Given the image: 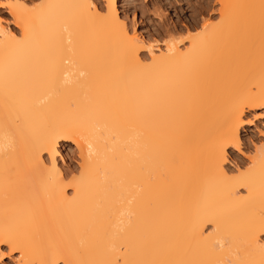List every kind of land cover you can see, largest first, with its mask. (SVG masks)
I'll return each mask as SVG.
<instances>
[{
	"label": "bare ground",
	"instance_id": "bare-ground-1",
	"mask_svg": "<svg viewBox=\"0 0 264 264\" xmlns=\"http://www.w3.org/2000/svg\"><path fill=\"white\" fill-rule=\"evenodd\" d=\"M219 4L220 23L160 47L116 0L0 1L17 28L0 19V257L264 264V141L240 138L264 82L240 99L206 90L263 51L239 25L264 0ZM67 142L78 161L63 170ZM229 147L244 161L229 166Z\"/></svg>",
	"mask_w": 264,
	"mask_h": 264
},
{
	"label": "rangeland",
	"instance_id": "rangeland-1",
	"mask_svg": "<svg viewBox=\"0 0 264 264\" xmlns=\"http://www.w3.org/2000/svg\"><path fill=\"white\" fill-rule=\"evenodd\" d=\"M219 5V0H116L117 10L121 16L123 13L126 14L127 24L129 25L130 21L131 25L133 18L134 25H131L132 28L140 36L149 40L152 44H158L160 47H163V43L171 37H184L188 34L187 27L197 33L199 32L198 30H201V24L204 21L211 25L220 23L222 16L219 15ZM249 12L245 14V22L239 25V30H246V34L243 33L244 31L241 34L243 33L245 38L248 36L246 38L247 41L249 39L250 41L255 40L257 44L261 39L263 42H260L264 43V12H261L262 14L258 12L261 15L254 11V13ZM0 19L2 24H7L10 28L17 29L3 6H0ZM258 39L259 41H257ZM184 44L187 45L188 42L183 40L180 45L183 46ZM261 45L264 46V44ZM262 50V52L260 50L253 52L254 54L249 53L252 57H248L247 54L246 58L243 57V60L240 58L241 61H236L237 63L234 61L237 67H234V64L232 65L231 63L232 66L230 68L232 67L235 71L231 68L230 70L233 72L229 76L223 77L224 79L216 80V83H214L215 80L207 82L206 90L209 91L208 88L210 86V91L212 90L216 94L215 97L221 100H228L230 95L231 99L234 96L240 99L245 93L254 91L257 85H261L264 82V48ZM255 53H258V55ZM259 53L262 54L263 60ZM211 85H214L215 88ZM233 92L234 94H232ZM245 120L246 124L240 130V138L243 149L247 150V146H253L264 141V107L248 109L245 113ZM59 150L60 155L57 161L63 170L77 166V152L72 143H64L59 147ZM227 154L229 166H233L234 163H239L245 159L230 147L227 148ZM14 256V253L1 256L0 264H15Z\"/></svg>",
	"mask_w": 264,
	"mask_h": 264
}]
</instances>
